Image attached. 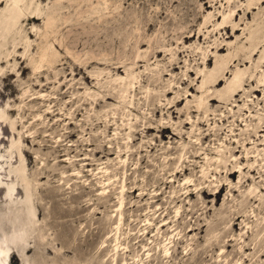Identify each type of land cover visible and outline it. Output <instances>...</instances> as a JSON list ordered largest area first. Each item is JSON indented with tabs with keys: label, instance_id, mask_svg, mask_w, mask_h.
Returning <instances> with one entry per match:
<instances>
[{
	"label": "rangeland",
	"instance_id": "rangeland-1",
	"mask_svg": "<svg viewBox=\"0 0 264 264\" xmlns=\"http://www.w3.org/2000/svg\"><path fill=\"white\" fill-rule=\"evenodd\" d=\"M121 201L128 257L264 264V0H0L4 264H86Z\"/></svg>",
	"mask_w": 264,
	"mask_h": 264
},
{
	"label": "bare ground",
	"instance_id": "bare-ground-1",
	"mask_svg": "<svg viewBox=\"0 0 264 264\" xmlns=\"http://www.w3.org/2000/svg\"><path fill=\"white\" fill-rule=\"evenodd\" d=\"M228 25H224L223 28H226ZM223 47L220 46L219 50H221ZM103 193V192H102ZM123 208L122 206V201L120 202L119 205V217H118V222L115 226H113L110 231H108L105 235V238L101 240L100 245L98 249L96 250L95 254L91 255V258L86 262V264H148V261H152L154 259H150L151 256H155V264L158 262H167L173 255L172 250H171V244L173 240H170L163 245L162 250H160V246H156L153 249H149V247H146V243L141 244V249H138L134 251L133 253H130V257H128V252L131 250L130 242H131V236L132 233H127L125 235H121L120 233V227L122 223V212L121 209ZM26 222L24 220H20L19 223L14 227L13 229V235L11 236L12 238L10 239V243H12L18 252H20V249H26L24 247V244L27 242L28 237L24 234H26V226H24ZM164 225V224H162ZM23 230V231H22ZM147 234V230L145 231ZM144 234V232H141L140 229L138 230V234L135 236L134 242L131 244H135L141 241V236ZM156 235V234H154ZM5 236V235H4ZM130 237V238H129ZM4 238V237H3ZM1 240V239H0ZM5 240V239H4ZM21 240V241H20ZM153 239H148V242H152ZM8 242V241H7ZM22 243V244H21ZM169 244V245H167ZM13 246V247H14ZM67 250L72 249L74 250V246L68 244ZM10 248L5 245L3 247L0 245V264H4V259L5 257L8 256ZM20 250V251H19ZM152 250V251H151ZM14 251V250H12ZM142 251V252H141ZM145 251H148L147 253H144ZM104 253L103 257L98 258V256L101 253ZM143 254L146 255L145 258L149 257L147 260L143 258ZM3 257V258H1ZM129 259V260H128ZM152 264V263H150Z\"/></svg>",
	"mask_w": 264,
	"mask_h": 264
}]
</instances>
